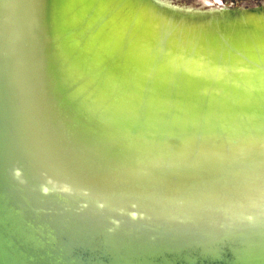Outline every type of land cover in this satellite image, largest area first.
<instances>
[{
	"label": "water",
	"instance_id": "95a60500",
	"mask_svg": "<svg viewBox=\"0 0 264 264\" xmlns=\"http://www.w3.org/2000/svg\"><path fill=\"white\" fill-rule=\"evenodd\" d=\"M0 264H264V0H0Z\"/></svg>",
	"mask_w": 264,
	"mask_h": 264
},
{
	"label": "clouds",
	"instance_id": "9594fccd",
	"mask_svg": "<svg viewBox=\"0 0 264 264\" xmlns=\"http://www.w3.org/2000/svg\"><path fill=\"white\" fill-rule=\"evenodd\" d=\"M63 190H64V191H67L68 189H67V188H65V189H63ZM44 191H45V192H47V189H44Z\"/></svg>",
	"mask_w": 264,
	"mask_h": 264
},
{
	"label": "snow or ice",
	"instance_id": "6c2138e0",
	"mask_svg": "<svg viewBox=\"0 0 264 264\" xmlns=\"http://www.w3.org/2000/svg\"><path fill=\"white\" fill-rule=\"evenodd\" d=\"M217 2H219V0H217Z\"/></svg>",
	"mask_w": 264,
	"mask_h": 264
}]
</instances>
